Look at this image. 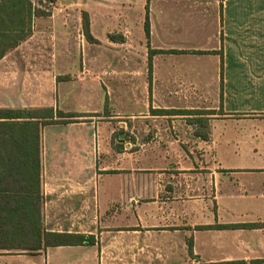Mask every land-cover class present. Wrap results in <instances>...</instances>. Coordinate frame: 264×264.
I'll return each mask as SVG.
<instances>
[{
    "label": "crops",
    "instance_id": "crops-1",
    "mask_svg": "<svg viewBox=\"0 0 264 264\" xmlns=\"http://www.w3.org/2000/svg\"><path fill=\"white\" fill-rule=\"evenodd\" d=\"M28 1L45 14L23 3L0 109L78 115L39 123L42 226L94 242L0 264H144L149 245L175 264L177 241L189 264L264 258L263 225L209 227L264 224V0Z\"/></svg>",
    "mask_w": 264,
    "mask_h": 264
},
{
    "label": "trees",
    "instance_id": "trees-1",
    "mask_svg": "<svg viewBox=\"0 0 264 264\" xmlns=\"http://www.w3.org/2000/svg\"><path fill=\"white\" fill-rule=\"evenodd\" d=\"M52 1V0H45ZM26 6V17L30 2L21 0H0V57L6 49L14 47L30 32L19 24V14ZM41 3V1H40ZM32 16L45 14L44 10L31 5ZM7 7V14L4 8ZM83 34L87 40H94L88 30L86 13H82ZM145 34L149 36V21L146 15ZM109 38H122L110 34ZM2 43V44H1ZM156 52L149 50L150 54ZM0 247L2 249H22L29 252L47 246L93 243V236L75 233L48 232L42 226L41 205L43 196L40 188L39 123L66 121L67 117L78 116L53 108L38 110L0 109ZM42 115L44 120H34ZM54 116L57 119H54ZM22 120H18V119ZM264 224L237 223L216 224L210 228H254ZM264 260L255 259L252 263ZM209 264H245V260H233Z\"/></svg>",
    "mask_w": 264,
    "mask_h": 264
},
{
    "label": "rangeland",
    "instance_id": "rangeland-1",
    "mask_svg": "<svg viewBox=\"0 0 264 264\" xmlns=\"http://www.w3.org/2000/svg\"><path fill=\"white\" fill-rule=\"evenodd\" d=\"M34 2L36 5L37 0H34ZM41 5H42L41 8H43V6H44V8H48V4H46L44 2ZM82 21H83V18H82ZM82 21H81V25H82ZM114 35L119 37V34H114ZM71 36H72L71 38H73V40H76L78 42L87 41V39L85 38V36L83 34V28H81V30L79 32H74L73 34H71ZM149 249H150L149 252L145 253L144 264H152L153 261L155 260V257L152 256L150 245H149ZM258 259L264 260V258H258ZM238 260H245V264H264V261L259 262V263H252L253 259L250 257H240V258H238ZM175 264H189V262L187 260V256L184 254V251H183L182 247L179 245L178 241H177V248H176Z\"/></svg>",
    "mask_w": 264,
    "mask_h": 264
},
{
    "label": "built area",
    "instance_id": "built-area-1",
    "mask_svg": "<svg viewBox=\"0 0 264 264\" xmlns=\"http://www.w3.org/2000/svg\"><path fill=\"white\" fill-rule=\"evenodd\" d=\"M53 0L52 1H49V4H52Z\"/></svg>",
    "mask_w": 264,
    "mask_h": 264
},
{
    "label": "water",
    "instance_id": "water-1",
    "mask_svg": "<svg viewBox=\"0 0 264 264\" xmlns=\"http://www.w3.org/2000/svg\"><path fill=\"white\" fill-rule=\"evenodd\" d=\"M120 137H121V135H120Z\"/></svg>",
    "mask_w": 264,
    "mask_h": 264
}]
</instances>
